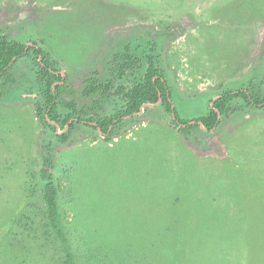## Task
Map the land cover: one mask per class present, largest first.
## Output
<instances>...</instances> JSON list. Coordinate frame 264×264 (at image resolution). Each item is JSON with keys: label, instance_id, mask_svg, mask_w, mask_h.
Returning <instances> with one entry per match:
<instances>
[{"label": "rangeland", "instance_id": "rangeland-1", "mask_svg": "<svg viewBox=\"0 0 264 264\" xmlns=\"http://www.w3.org/2000/svg\"><path fill=\"white\" fill-rule=\"evenodd\" d=\"M0 28L47 50L74 85L106 81L126 43L156 39L184 120L264 74V0H0ZM29 97L15 89L0 102V264H63ZM192 137L154 106L109 141L80 127L56 145L51 174L76 264H264V110Z\"/></svg>", "mask_w": 264, "mask_h": 264}, {"label": "trees", "instance_id": "trees-1", "mask_svg": "<svg viewBox=\"0 0 264 264\" xmlns=\"http://www.w3.org/2000/svg\"><path fill=\"white\" fill-rule=\"evenodd\" d=\"M172 34H175L173 29L154 31L156 37ZM151 40L144 44L126 43L122 51L113 56L110 77L106 81L101 82L93 74L74 85L62 74L58 62L47 50L33 41L22 44L12 40L0 28V102L12 90L20 89L33 99L34 116L45 129L46 137L40 142L39 180L46 224L63 243V264L76 263L60 227L58 189L51 171L56 145L67 144L75 130L92 129L102 135L104 141H109L138 118L136 114L142 106L159 102L157 108L170 116V125L183 142L189 143L191 135L196 141L198 131L211 132L228 117L245 109L264 110L263 74L249 86L221 92L211 100L205 114L186 120L179 118L171 101L164 65L153 54L157 40Z\"/></svg>", "mask_w": 264, "mask_h": 264}, {"label": "water", "instance_id": "water-1", "mask_svg": "<svg viewBox=\"0 0 264 264\" xmlns=\"http://www.w3.org/2000/svg\"><path fill=\"white\" fill-rule=\"evenodd\" d=\"M159 104V102H157L155 105H144V106H142L141 107V109H140V111H139V113L138 114H136V115H139L140 114V112H142V110L144 109V108H150V107H154V106H157ZM218 118H220V116L218 115ZM58 126H56V128H57Z\"/></svg>", "mask_w": 264, "mask_h": 264}]
</instances>
